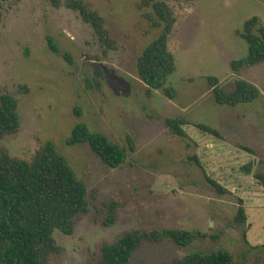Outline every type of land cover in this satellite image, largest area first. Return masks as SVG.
<instances>
[{"label":"rangeland","instance_id":"obj_1","mask_svg":"<svg viewBox=\"0 0 264 264\" xmlns=\"http://www.w3.org/2000/svg\"><path fill=\"white\" fill-rule=\"evenodd\" d=\"M65 1L60 7L51 0L0 1V91L18 101L22 118L17 134L0 139V150L28 159L53 141L89 189L90 210L77 218L74 233L55 230L62 252L53 263L94 264L104 242L129 230L185 228L197 235L193 245L145 242L130 264L219 248L231 251L237 264H264V186L254 177L264 171V62L237 73L232 68L249 54L241 36L245 22L256 15L264 24V0L172 3L177 22L169 46L177 63L166 85L176 88L173 99L162 90L149 95L139 77L138 56L161 31L146 17L150 9L138 8L142 0H88L120 45L107 56L93 27ZM214 77L227 89L245 78L262 96L219 104L209 81ZM170 118L188 120L184 135L167 125ZM79 122L125 146L126 162L110 167L88 144L69 145ZM199 123L227 138L202 131ZM248 164L250 174L243 169ZM113 200L116 223L106 226L104 204Z\"/></svg>","mask_w":264,"mask_h":264},{"label":"trees","instance_id":"obj_2","mask_svg":"<svg viewBox=\"0 0 264 264\" xmlns=\"http://www.w3.org/2000/svg\"><path fill=\"white\" fill-rule=\"evenodd\" d=\"M182 1L195 0H142L138 5L141 10L149 8L150 10L145 12L146 17L155 26L161 27L160 33L144 47L137 59L139 77L146 85L149 95H152L154 90H162L171 99L176 97V88L167 86L166 82L175 72L177 63L176 56L169 46L170 36L177 22L172 3ZM51 2L60 7L63 0ZM65 4L79 12L82 19L93 27L104 56L120 47L107 27L104 16L91 2L66 0ZM1 21L0 16V23ZM241 36L248 42L249 54L232 62L236 73L244 66L264 62V24L258 16H252L245 22ZM50 43L52 50L59 53V46L53 38H50ZM96 71L100 75L102 68H97ZM209 81L216 102L222 105L236 106L262 96V91L256 84L242 77L232 89L221 85L216 77L209 78ZM80 109L81 106L75 109L78 116H82ZM187 123L186 118L167 120V125L180 135L185 134L182 125ZM21 127L18 101L11 94L0 91V139L17 134ZM197 127L219 138H227L216 128L200 123ZM127 137L130 149L135 150V139L131 135ZM67 143L88 144L110 167L122 166L128 156L125 146L101 131L92 130L86 122L75 125ZM241 147L255 152L248 145L241 144ZM243 169L248 174L252 173L251 164ZM254 177L264 186V171L256 172ZM215 184L223 190L219 184ZM104 207L105 225L115 224L119 203L113 200L104 204ZM89 210L87 183L78 175L69 159L57 149L55 142H45L28 159L15 156L6 149L0 150V264H54L53 256L62 252V247L54 236L55 230L73 234L77 218ZM239 211L238 220L244 222L245 210L240 208ZM196 238L195 232L185 228L129 230L111 242H104L101 245V255L94 264H130L135 252L145 242H161L168 239L179 246L188 247L193 245ZM152 264L237 263L231 251L219 248L208 252L192 251L182 258Z\"/></svg>","mask_w":264,"mask_h":264}]
</instances>
